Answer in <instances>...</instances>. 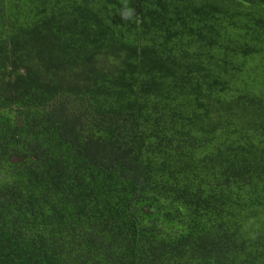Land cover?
Listing matches in <instances>:
<instances>
[{"label":"trees","instance_id":"trees-1","mask_svg":"<svg viewBox=\"0 0 264 264\" xmlns=\"http://www.w3.org/2000/svg\"><path fill=\"white\" fill-rule=\"evenodd\" d=\"M0 264H264V0H0Z\"/></svg>","mask_w":264,"mask_h":264}]
</instances>
